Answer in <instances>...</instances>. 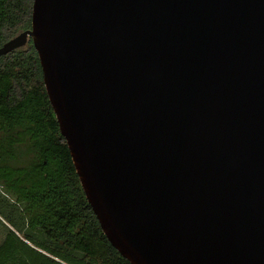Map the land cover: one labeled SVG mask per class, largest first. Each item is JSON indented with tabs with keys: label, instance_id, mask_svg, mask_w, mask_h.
Returning a JSON list of instances; mask_svg holds the SVG:
<instances>
[{
	"label": "water",
	"instance_id": "95a60500",
	"mask_svg": "<svg viewBox=\"0 0 264 264\" xmlns=\"http://www.w3.org/2000/svg\"><path fill=\"white\" fill-rule=\"evenodd\" d=\"M87 202L130 264H264V0H33Z\"/></svg>",
	"mask_w": 264,
	"mask_h": 264
},
{
	"label": "trees",
	"instance_id": "16d2710c",
	"mask_svg": "<svg viewBox=\"0 0 264 264\" xmlns=\"http://www.w3.org/2000/svg\"><path fill=\"white\" fill-rule=\"evenodd\" d=\"M33 0H0V46ZM0 264H130L87 202L31 40L0 56Z\"/></svg>",
	"mask_w": 264,
	"mask_h": 264
},
{
	"label": "rangeland",
	"instance_id": "374dc122",
	"mask_svg": "<svg viewBox=\"0 0 264 264\" xmlns=\"http://www.w3.org/2000/svg\"><path fill=\"white\" fill-rule=\"evenodd\" d=\"M1 238H2V230L0 228V240H1Z\"/></svg>",
	"mask_w": 264,
	"mask_h": 264
}]
</instances>
